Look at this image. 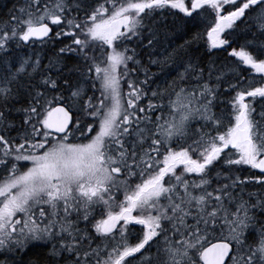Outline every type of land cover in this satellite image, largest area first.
Returning a JSON list of instances; mask_svg holds the SVG:
<instances>
[{
	"label": "snow or ice",
	"instance_id": "6c2138e0",
	"mask_svg": "<svg viewBox=\"0 0 264 264\" xmlns=\"http://www.w3.org/2000/svg\"><path fill=\"white\" fill-rule=\"evenodd\" d=\"M0 264H264V0H17Z\"/></svg>",
	"mask_w": 264,
	"mask_h": 264
},
{
	"label": "trees",
	"instance_id": "16d2710c",
	"mask_svg": "<svg viewBox=\"0 0 264 264\" xmlns=\"http://www.w3.org/2000/svg\"><path fill=\"white\" fill-rule=\"evenodd\" d=\"M17 4V0H0V18L7 16L9 11L13 8V5ZM205 41H206V35H205ZM203 50L199 53H197V56H202ZM205 63L207 62V57L204 58ZM212 59H215L219 62H224L225 59L231 60L234 58L228 57L227 52L218 51L217 55L215 57H212Z\"/></svg>",
	"mask_w": 264,
	"mask_h": 264
}]
</instances>
